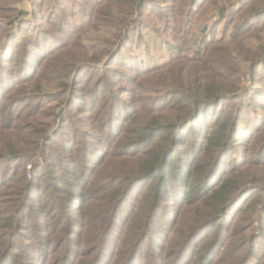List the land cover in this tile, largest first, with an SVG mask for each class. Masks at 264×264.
<instances>
[{
	"label": "trees",
	"instance_id": "obj_1",
	"mask_svg": "<svg viewBox=\"0 0 264 264\" xmlns=\"http://www.w3.org/2000/svg\"><path fill=\"white\" fill-rule=\"evenodd\" d=\"M19 1L0 0V264H264V0Z\"/></svg>",
	"mask_w": 264,
	"mask_h": 264
},
{
	"label": "rangeland",
	"instance_id": "obj_2",
	"mask_svg": "<svg viewBox=\"0 0 264 264\" xmlns=\"http://www.w3.org/2000/svg\"><path fill=\"white\" fill-rule=\"evenodd\" d=\"M37 2H30L29 0H20L18 3H16V7L21 9L22 11L24 12H27L29 13L30 11H33L34 8H35V12L37 10V8L39 7L38 11L39 10H44V9H47V8H50L52 5H53V0H36ZM74 1L73 0H64V3H63V6L68 9V10H71L72 8L76 7V5L73 3ZM69 16V15H68ZM80 19V18H77V20ZM144 21L146 22H150L152 23L153 20H149V18H146ZM148 30V29H147ZM22 34H24V32H22ZM99 36H102L100 35V33H98L97 31H94V30H91L89 34H87L85 36V42L86 43H95V39L97 38H100ZM82 42V41H81ZM162 57V56H160ZM92 66H97L95 64H92ZM113 79V78H112ZM114 80V79H113ZM81 89L83 90L84 89V86L81 87ZM90 89L87 90V92L85 91H82V94H85L86 96L89 94V91ZM46 102H49L47 103V108H51V109H55L57 108L56 107V102L55 101H49L48 99H45L43 101H40L38 103H34V106H43L42 104L46 103ZM32 104V103H31ZM25 106H23V109H24ZM57 110H60V109H57ZM40 119H38L37 122H35V118L34 117H31L30 120L33 121L34 123H42V124H45L46 122H49L50 121V117H39ZM17 124H20L21 126H23V123H17ZM55 130L58 128V125L54 127ZM63 130H65L66 132H68V134H71L73 129H74V126L72 125V123H70L69 125H66L65 127L62 128ZM51 130V129H50ZM18 135L20 136H27V133L26 131H23V132H18ZM260 157H263L264 158V153L260 154ZM46 159H43L41 156L40 158H38V165L40 166L39 168H45L48 170V165L46 163ZM31 168V165H28V169ZM4 170V167H0V172H3ZM40 170V169H39ZM38 173V172H37Z\"/></svg>",
	"mask_w": 264,
	"mask_h": 264
}]
</instances>
